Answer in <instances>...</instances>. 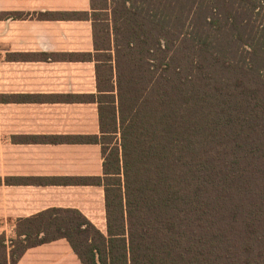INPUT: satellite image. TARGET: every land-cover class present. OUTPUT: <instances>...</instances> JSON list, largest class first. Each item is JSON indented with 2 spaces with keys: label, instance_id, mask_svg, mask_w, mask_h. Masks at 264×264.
Listing matches in <instances>:
<instances>
[{
  "label": "trees",
  "instance_id": "obj_1",
  "mask_svg": "<svg viewBox=\"0 0 264 264\" xmlns=\"http://www.w3.org/2000/svg\"><path fill=\"white\" fill-rule=\"evenodd\" d=\"M113 1L92 0L102 135L81 137L102 143L106 230L54 207L0 235V264L60 238L83 264H264V74L230 76L195 22L238 27L264 1L122 0L117 49Z\"/></svg>",
  "mask_w": 264,
  "mask_h": 264
},
{
  "label": "crops",
  "instance_id": "obj_2",
  "mask_svg": "<svg viewBox=\"0 0 264 264\" xmlns=\"http://www.w3.org/2000/svg\"><path fill=\"white\" fill-rule=\"evenodd\" d=\"M92 6L0 0V235L15 237L20 219L54 207L79 209L106 230L102 143L81 139L102 135ZM17 264L83 263L60 238Z\"/></svg>",
  "mask_w": 264,
  "mask_h": 264
},
{
  "label": "rangeland",
  "instance_id": "obj_3",
  "mask_svg": "<svg viewBox=\"0 0 264 264\" xmlns=\"http://www.w3.org/2000/svg\"><path fill=\"white\" fill-rule=\"evenodd\" d=\"M95 1L98 6H102L103 0ZM263 1L264 0H261V3ZM113 2L114 4L112 8L108 10V12H100L99 18L109 17L110 35H112V39H115L117 49V43L122 47L125 46V43L122 40L123 34H119V32L114 27L115 23L119 21V18L121 19L122 0H114ZM197 14L198 12H196L195 15V22L198 24L199 31L202 34H207L206 36L208 37L209 42L216 47L214 50L220 51V53H222V59L229 67L227 72L230 76H232L230 73L231 68H236L239 71L245 70L248 72L246 74L248 75V77H246V81L254 83L255 70L264 74V46L262 45L263 43L259 42V38L264 34V2L263 6L261 5L257 10H255V12L251 13L252 15L245 17L240 16L241 26L238 27L233 24L232 19L226 21L224 18H222L223 28L218 30L215 28V26L209 23V19L205 18L206 15L209 14H206V12L203 14V16L200 18L202 23L197 20ZM143 16L140 15V20ZM104 23L102 21L97 22L100 38H103L104 36ZM112 51L114 55L117 53L114 47ZM114 66L115 76H117V67L115 61ZM124 67H127L126 70L128 71V63L125 64ZM242 74L245 73L242 72ZM99 218L101 217H98V219Z\"/></svg>",
  "mask_w": 264,
  "mask_h": 264
}]
</instances>
